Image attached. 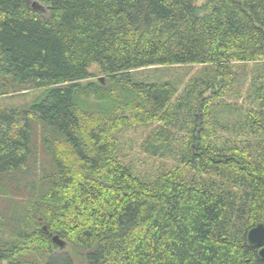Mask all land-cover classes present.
<instances>
[{"label":"trees","instance_id":"trees-1","mask_svg":"<svg viewBox=\"0 0 264 264\" xmlns=\"http://www.w3.org/2000/svg\"><path fill=\"white\" fill-rule=\"evenodd\" d=\"M143 125L150 181L118 159ZM259 224L264 0H0V264H264Z\"/></svg>","mask_w":264,"mask_h":264},{"label":"rangeland","instance_id":"rangeland-1","mask_svg":"<svg viewBox=\"0 0 264 264\" xmlns=\"http://www.w3.org/2000/svg\"><path fill=\"white\" fill-rule=\"evenodd\" d=\"M34 8H42L43 6L35 2ZM253 65L250 64V68ZM91 72L97 75L98 79L101 81H105V78L101 77L98 72L97 65H93L90 68ZM205 72L209 74L211 70H206L202 66H166L165 68H158L155 70H146L139 72V80L146 83H164L170 82L172 84H181V93L183 89H185V84L191 80V75L195 77L192 81H196L197 79H206ZM97 79V80H98ZM244 84V92L248 89V85L250 84V79H252L251 73H249L248 77L240 78ZM243 92V93H244ZM34 95V94H33ZM25 94L9 96V98H17L24 97ZM201 116V115H199ZM153 126L143 125L138 126L135 129H130L128 131L124 130L119 133L120 139V151L118 153V159L129 166L134 173L144 178L147 181L154 180L158 175L166 171L165 166L174 165V161L172 159L167 158H158L153 156L150 152H147L143 149V142L149 135ZM179 143H183L179 141ZM178 158V156H175ZM5 208V205L2 206V209ZM10 234V231L6 228L3 233H0V236L7 238ZM69 245H66L64 249H60L58 253L66 254L69 253Z\"/></svg>","mask_w":264,"mask_h":264},{"label":"water","instance_id":"water-1","mask_svg":"<svg viewBox=\"0 0 264 264\" xmlns=\"http://www.w3.org/2000/svg\"><path fill=\"white\" fill-rule=\"evenodd\" d=\"M247 239L250 245L260 249L259 255L262 259H264V224H259L252 228L248 232ZM53 241L59 246L60 249H64L67 245L66 241L61 239L58 235L53 236Z\"/></svg>","mask_w":264,"mask_h":264}]
</instances>
